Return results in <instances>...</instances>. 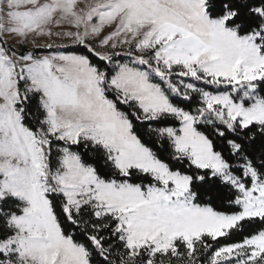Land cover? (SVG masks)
I'll return each instance as SVG.
<instances>
[{"label": "snow or ice", "instance_id": "6c2138e0", "mask_svg": "<svg viewBox=\"0 0 264 264\" xmlns=\"http://www.w3.org/2000/svg\"><path fill=\"white\" fill-rule=\"evenodd\" d=\"M0 264H264V0H0Z\"/></svg>", "mask_w": 264, "mask_h": 264}, {"label": "trees", "instance_id": "16d2710c", "mask_svg": "<svg viewBox=\"0 0 264 264\" xmlns=\"http://www.w3.org/2000/svg\"><path fill=\"white\" fill-rule=\"evenodd\" d=\"M61 50H63V49H61Z\"/></svg>", "mask_w": 264, "mask_h": 264}]
</instances>
